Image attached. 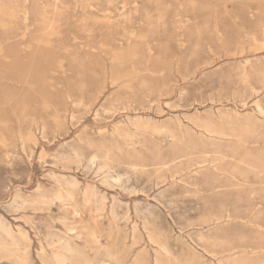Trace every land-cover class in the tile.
Returning <instances> with one entry per match:
<instances>
[{
	"label": "rangeland",
	"instance_id": "1",
	"mask_svg": "<svg viewBox=\"0 0 264 264\" xmlns=\"http://www.w3.org/2000/svg\"><path fill=\"white\" fill-rule=\"evenodd\" d=\"M0 264H264V0H0Z\"/></svg>",
	"mask_w": 264,
	"mask_h": 264
},
{
	"label": "bare ground",
	"instance_id": "2",
	"mask_svg": "<svg viewBox=\"0 0 264 264\" xmlns=\"http://www.w3.org/2000/svg\"><path fill=\"white\" fill-rule=\"evenodd\" d=\"M91 160H92V159H91ZM199 164H201V163H195V164H192V166H193V165H197V166H198ZM192 166H191V167H192ZM213 167H214V166H213ZM201 168H202V166H201ZM104 179H105V178H104ZM58 258H60V257H58ZM60 259L63 260V258H60ZM57 261H58V259H57ZM58 262H59V261H58Z\"/></svg>",
	"mask_w": 264,
	"mask_h": 264
}]
</instances>
